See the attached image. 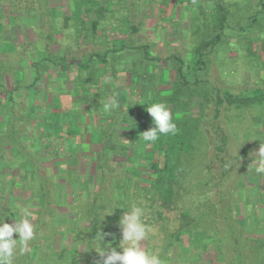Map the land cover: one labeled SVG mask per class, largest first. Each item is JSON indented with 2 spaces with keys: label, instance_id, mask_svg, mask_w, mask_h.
<instances>
[{
  "label": "rangeland",
  "instance_id": "1",
  "mask_svg": "<svg viewBox=\"0 0 264 264\" xmlns=\"http://www.w3.org/2000/svg\"><path fill=\"white\" fill-rule=\"evenodd\" d=\"M184 1L186 12H189V9L192 10L193 16L187 13L185 16L182 13L184 5L175 7L177 0H94V15L91 17L96 18L95 13L99 12L102 26L107 27L99 29L98 38L90 39L86 36L71 35L70 31L72 33L75 31L69 28L64 32L59 29L57 41L51 42L48 36L53 34V22L49 10L52 2L49 0H0V25L2 26L0 85L6 84V87L11 89L13 86L19 87L20 104L24 106L27 103L30 104L24 109L27 113L29 112V116L31 115L30 123L15 122L23 126L25 130H30V133H24L25 137L41 140L46 136V126L56 121L52 120L51 115L59 113L63 116L66 110L60 96L62 99L71 96L73 102L81 100L77 93L81 87H84L80 81L85 70L80 72L78 69L80 66L85 67L89 64L85 73L89 75L90 72L94 75L95 79L90 84L93 87L97 86L88 104H91L96 118L89 119V125L94 129L105 131L106 142L117 146H128L131 152L126 155L117 152L103 154L102 149L97 147L103 140L100 136H98L100 142L92 144V150L98 148L96 152L99 154H94L96 158L94 155L85 157V154L80 152L77 166H73L74 169L68 176L69 182L65 183V185L75 184L78 187L77 193L75 198L67 199V203L73 206L71 208L68 206L64 214L69 217L74 216L75 214H72L74 212L79 213L83 220L79 224L80 229L87 232L89 228H92L93 223L108 224L118 229L117 234L121 236L118 242L120 249L131 251L133 248H141L146 251L142 257L143 264H158L159 261L173 260L176 264H201L203 261L207 262L206 264H224L220 262V254H216L213 240L206 237L207 234L203 231L205 224L190 234L185 233L180 241L170 239L172 234L181 229L183 214L193 220L213 217L223 212L224 207L218 204V192L221 190L235 191L237 195V201H235L237 205H234V210L240 220L248 222L247 227L241 231L242 238L264 237V189H261L264 188V145L262 143L255 145L254 133L259 117L264 119V112L259 111H264V104L258 99L254 107H241L231 105L228 98L224 96V93L250 94L254 91L252 89L257 88L264 90V15L258 16L264 12L259 5V2L264 0H197L198 3H202L199 7H204V13L194 6L196 0ZM73 2V0H65L67 9L73 8ZM135 2L138 4L136 3L134 7ZM109 6L112 8L111 11L107 9ZM174 10L176 11L175 20L171 19ZM29 15L37 16L43 25L39 27L37 25L35 28L30 24L28 26L27 21L32 20ZM71 16L74 15L69 9L65 17ZM121 16L125 18L124 21H131L139 29L131 41H129V29L124 28L123 23L121 24ZM226 17L229 21L225 22L221 28L222 25L216 20ZM251 19H256L257 22L250 23ZM63 20L64 17L56 20L61 24L58 27L68 28L70 25L65 26ZM88 20L91 21L90 18ZM114 22L120 27H117ZM25 30L29 32L26 33ZM217 35L222 37L217 47L204 48V52L208 54V57H205L208 63L206 71L200 73V79H191L189 66L185 65L184 70L190 80L189 83H185V88L180 87L184 94L186 92L184 102L189 105L191 103V109L189 107L188 110L203 121L204 136L209 139L208 155L203 161V167L200 168L202 161L194 165L197 170L199 169L198 176L201 179L197 178V184L191 183L189 196L178 209L171 207L164 218L153 220L154 212H150L145 207L141 211L137 208L140 203L142 205L146 203V199L135 196L140 193L135 186L143 188L153 182L154 171L150 168V161L157 162L162 155L158 151L152 152L151 148L144 149L137 145L139 139L143 137V134L137 135L133 132L131 127L140 122V118L135 117L139 106L137 104L142 102L141 96L151 101L154 93L160 94V99L164 98L162 100L168 101L177 91L173 84L180 85L176 80L178 59L189 64L195 50L214 42ZM125 40H128L132 50L139 46L152 47L149 49H153L152 56L155 59L150 61L142 55V52L128 50L117 54L114 58L107 57L106 63L101 60L92 62V55L96 53L105 57V54L115 47L114 44L117 49H121L119 45L124 44ZM250 44L253 50L251 52L248 48ZM241 48L242 51H240ZM46 50L61 54L62 57L66 56L68 61L63 65L71 64L72 66L67 73H60L62 64L56 63L48 72L46 71L45 74H52L47 83V93L46 82L37 81L38 74L34 66L38 64L40 69L49 67L45 62ZM225 72L231 75L227 77L224 75ZM34 82L37 83L36 87L29 88ZM85 86L90 87L89 84ZM54 91L58 96L56 99L53 96ZM129 91H135V96H132ZM192 94L195 96L191 99ZM3 95L1 92L0 99ZM104 96L105 99L102 98ZM85 98L84 96L82 100ZM106 102L113 103L112 107L106 108ZM126 102L135 106L131 108L128 105L126 108L124 106ZM22 104L15 109L17 117H22L21 111L24 108ZM120 105L126 109L122 111L118 108ZM65 107L67 108V105ZM106 112L108 114L104 116ZM132 113L133 115L130 116ZM71 115L62 118L64 120L62 123L72 122L74 118ZM84 118L87 120V117ZM50 134L52 136L54 131L51 130ZM23 144L27 152L32 151V144ZM46 146L49 150L47 153L51 154L55 151L57 144ZM76 146L73 142L68 146L65 145L64 153L68 154L69 149ZM219 148H223V152ZM37 151L39 152L34 148L35 154ZM9 154H12L11 150ZM141 155H144V161L137 159ZM41 173H44V170L39 172ZM50 173L54 172L50 171ZM50 175L48 173L47 178L50 183H53L57 175ZM253 179L258 180L259 185L251 187L250 183L254 184ZM136 182L139 185H136ZM260 183V190L263 193L259 190L255 192V188L258 189ZM120 189L131 192L134 199L127 202L124 210L120 209L121 206L118 203L112 206L114 208L112 210L109 208L108 199L116 200V196H120L121 192L118 191ZM68 191L70 187L66 186L65 192ZM49 207L53 210L52 203ZM162 207V202L159 201L155 203L153 209L156 211ZM40 211L39 215L44 218L47 213L42 209ZM217 221L221 223L222 218H218ZM0 223V236L5 238L6 231L2 232L5 226L2 220ZM171 244L173 245L169 251L167 249ZM205 246L208 249L204 250ZM193 254H196V257L191 260L190 256Z\"/></svg>",
  "mask_w": 264,
  "mask_h": 264
},
{
  "label": "trees",
  "instance_id": "2",
  "mask_svg": "<svg viewBox=\"0 0 264 264\" xmlns=\"http://www.w3.org/2000/svg\"><path fill=\"white\" fill-rule=\"evenodd\" d=\"M94 0H77L75 7L76 14L72 17H64V24L65 26H69L68 28H59L58 26H61L59 22H57V16L56 11H53L55 17L53 18L52 28H53V34L51 36H48V40L51 42H56L57 37H59L58 29H61L63 32L66 31L69 28H72L75 33H72L70 31L71 35H75L78 37L86 36L90 39H96L99 35V29H105L106 26H102V19L100 13H95L97 15L96 18H92L91 15H94V9L93 6H95ZM134 3V7L135 4ZM138 4V3H137ZM144 7V6H143ZM109 8V7H108ZM261 8H263L264 11V1H261ZM52 11V9H51ZM225 14L227 12H224ZM264 15L263 13L258 14ZM88 18L91 19V21L88 20ZM258 18V17H257ZM124 17H120L121 24L123 23V27L129 29L130 35H129V41H131L135 35L138 33L139 29L137 26L133 25L131 21H124ZM252 20V19H251ZM229 21L228 18H221L219 20H216L218 24H221V28L223 27L224 23ZM253 22H257L256 19L252 20ZM125 23V24H124ZM129 23V24H128ZM114 24L117 27L118 26L115 22ZM256 24V23H255ZM129 25V27H128ZM122 27V25H121ZM2 29V26L0 25V31ZM84 31V32H83ZM68 33V31H67ZM68 36V34H66ZM134 36V37H133ZM221 35H217V38L214 42L210 44H206L205 46H201L197 48L192 55V61L189 64H186V62L182 59H178L179 68L177 69V82L179 81L180 85L178 86L177 83H174L173 86L175 90H177L174 94H172V97L168 100H162L160 99V94L154 93L153 97L151 96V101L147 99L145 96H141L142 102L140 104L138 103L137 106V115L135 117L140 118V124L136 130L133 132L138 134H143V137L139 139V147H143L144 149L151 148L152 152L158 151L162 156L159 161L153 162L150 161V168L154 171L152 174L153 182L150 185H146V187L137 188L138 191H140L139 194H135V196H139L140 199H146L143 205L140 203L137 208H139V211H141L144 207L147 208L150 212H154V218L155 219H162L164 218L171 207H176L177 209L180 207V204L185 201L187 196H189V191L191 190V183H198V179L201 177L198 176V170L194 167L195 164H199L202 161V164H200V168L203 167L204 159H206L208 155V147H209V139L204 136V129L202 126H204L203 121L201 119L197 118L196 115L192 113L191 110H188L190 105L188 103L184 102L185 94L182 88H185V83H189V78L187 77L188 74H186V71L184 70V66H189V77L194 79H200V73L203 71H206V66H208L207 60H205L208 57V54L204 52V48H216L219 41H221ZM119 42V41H117ZM124 42V41H123ZM120 43V42H119ZM114 48L112 50H109L105 57L101 56L100 54H94L91 56L92 62L96 63L100 60L104 63H106L107 57L116 56L117 54L123 53L124 51H137L142 52V55H145V58L147 60H154V56H152V50L149 48V46H139L132 48L128 45V40H125L124 44L119 45L121 49H117L116 45L114 44ZM48 49V47H47ZM46 57L45 62L48 64L49 67L46 69H40L38 64H34L35 68L37 69V81H43L45 79V73L48 72L49 69L53 64L60 63V64H66L68 61L66 56L62 57L61 54H55V52L51 51L49 52L46 50ZM206 57V58H205ZM196 58V59H194ZM91 62V63H92ZM38 65V66H37ZM60 66V73H67V71L72 67L71 64ZM89 64H87L85 67L80 66L78 70L83 71L84 74L81 77V85L90 84L91 81L95 79L94 75L89 72V75H87L85 72L88 70ZM77 70V71H78ZM193 74V76H192ZM44 75V76H43ZM184 81V82H182ZM198 84V83H197ZM37 83L34 82L32 86L29 88L36 87ZM178 88H177V87ZM86 87V86H85ZM28 88V89H29ZM19 87L13 86V89L6 87L3 85H0V93L2 92L3 97L0 99V138L3 137L4 140H0V161L5 163V167L8 169L11 167V163H13V159L9 160L8 158V152L11 150V152L15 153H27L25 145L22 144H16V143H10L11 138L15 139H21L24 136V133H30V130H25L23 126H20L18 124H15V122L23 123L28 122L29 118V112L27 113L24 109L29 107V103L22 104L24 108H22L21 114L22 117L16 116L15 109L17 107H21L20 104V98L18 96L19 94ZM79 92H85L88 93L89 96H85L84 99L85 102L82 104V109L85 112V116L87 117V127L84 130L85 135V141H83L81 144V152L85 154V157H93L94 154L98 155L99 153L96 152L97 149L92 150V137L94 135L102 137L103 140L99 143V145H95L97 147H100L102 150L101 152L103 154H107L108 152H114L119 154H128L130 153V148L128 146H117L112 145L110 142H106L104 140V136L106 135L105 131L94 129L92 126L89 125V119L91 120L93 117L94 119L96 116H94L95 112L93 111V108H91V104L88 105L91 102L90 95L93 93L91 89L89 88H80ZM178 92V93H177ZM130 94L132 96H135V91H130ZM102 96V93H101ZM195 94L190 95L191 99L194 97ZM224 96L228 98V102L231 105H237V106H243V107H249L255 102H258L259 100L264 101V92L257 90L254 92H251L249 95L243 96V95H234L231 93H224ZM145 97V98H144ZM105 99V96L102 97ZM145 99V101H144ZM150 101V102H149ZM105 104V103H104ZM111 104H108L106 102L105 107L110 108ZM119 104V103H118ZM85 105V106H84ZM135 105H129V107H134ZM112 107V106H111ZM166 107V109H165ZM119 109L125 110L123 105H120L118 107ZM191 109V107H190ZM108 110V109H107ZM189 111V113H188ZM101 112V110H100ZM97 113L98 110H97ZM108 114L107 112L104 114V116ZM103 115V114H102ZM133 114H130L132 116ZM54 118L58 119L57 114L53 115ZM103 117V116H101ZM132 118V117H131ZM102 128V126L100 127ZM205 137V138H204ZM221 152H223V148H219ZM148 152V153H152ZM90 153V154H89ZM92 153V154H91ZM24 155V154H23ZM88 155V156H87ZM96 158V156L94 155ZM154 158V157H153ZM140 161H144V155H141L138 157ZM200 159V160H199ZM33 159H24L22 161H19V167L22 169V173L26 170L25 164L29 161H32ZM97 161V159H95ZM146 161V160H145ZM144 164V163H143ZM36 168V166H35ZM34 168V169H35ZM197 170V171H196ZM35 173H38V171H35ZM24 175V173H23ZM198 178V179H197ZM36 179L42 184H40L41 190H30L29 194L31 197L37 195L39 197H44L45 202L51 205L53 201H55V196L52 191V189H49L52 187L53 183H50L47 177L44 176H33V177H21V182L24 184V188L27 180L33 184L36 183ZM3 183H10V181L7 180V176L0 177V184ZM46 183L50 184L51 186L48 187ZM131 183V182H130ZM136 185H139L138 182H136ZM46 186L48 187V190L45 189ZM120 191V196H116V200L108 199L109 201V208L114 210L112 207L115 203H118L120 206V209L126 208L124 207L128 201H132L134 199V195L131 192H127L125 190H118ZM219 193V205L223 208V212H220L218 215L209 217V218H200V219H190L188 216H185L183 214V222L181 223V229L179 228V231L177 230L175 234H172L171 238H173L174 241H180L182 239V236L185 233H192L199 227L205 224L203 231L207 234L206 237H210L213 240V245L215 246L216 254H220V262L224 264H264V237L259 236L256 238H242L241 231L242 229L246 228L248 225V222L246 220H240L238 218V214H236V210H234L235 201H237V195L234 192H231L230 190H221ZM136 198V197H135ZM116 201V202H115ZM161 201L162 202V208L159 210L154 211V205L155 203ZM226 203V204H225ZM226 206V209H225ZM182 207V206H181ZM248 207V206H247ZM130 209V207L128 206ZM176 209V210H177ZM235 209H237L235 207ZM238 213V212H237ZM151 215V214H150ZM152 217V216H151ZM218 218H222V221H217ZM93 220V218H91ZM190 219V220H188ZM98 221V219H96ZM256 230V229H255ZM88 231L91 234H100V233H119V230L116 228L110 227L108 224H98L93 223L92 228H89ZM203 231H196V232H202ZM257 231H259L257 229ZM197 237V236H196ZM194 241V238H193ZM171 244L167 250L170 251L172 248ZM89 246L94 247V241H89ZM192 246H194L192 244ZM204 250L208 249L207 246L203 247ZM137 248H133L132 253L130 254L131 259H134L136 256Z\"/></svg>",
  "mask_w": 264,
  "mask_h": 264
},
{
  "label": "crops",
  "instance_id": "3",
  "mask_svg": "<svg viewBox=\"0 0 264 264\" xmlns=\"http://www.w3.org/2000/svg\"><path fill=\"white\" fill-rule=\"evenodd\" d=\"M49 1L52 2V6L49 7L52 22L55 17L53 11H56V16L58 17L57 19L65 17L66 11L69 9L72 10L73 15L75 16L76 11L74 5H76L77 0H73L72 9L71 7L67 9L66 4L64 3L65 0ZM177 1V5L175 7L178 5H184V11L182 13L185 16H187V14L193 16L192 10L189 9V12H186L187 9L184 4L185 1ZM194 3V6L198 9L200 8V12L204 13V7H199L202 3H198L197 0ZM259 5H261V2H259ZM110 7L111 6L107 8L109 11L112 9ZM175 12L176 11L174 10L171 19L174 18ZM29 18L32 20L27 21L28 26L30 24L35 28L37 25L38 27L43 25L37 16L29 15ZM173 20H175V18ZM250 23H253V21L251 20ZM57 29L59 31V28ZM27 31L29 32V30ZM27 31L25 30L26 33H28ZM251 47L252 44L248 47L250 52L253 51L251 50ZM242 50L243 49L241 48L240 51ZM51 75V73H47L45 75L46 77L43 80L46 82L45 89L48 87L47 83ZM224 75L228 77V75L231 74L227 75L225 72ZM89 86L92 92L96 91L97 86L94 85L95 87H93L91 84H89ZM87 87L84 86L83 89ZM51 89L54 88L51 87ZM98 90L99 89H97V91ZM252 90H260L264 92V90L259 88ZM45 91L46 93L48 92L47 89ZM54 92L53 96H55L56 99L58 96L55 95L56 91ZM233 94L237 96L249 95L247 93L238 92ZM77 96L81 97L79 102H73L70 98L71 96L65 99H62V96H60V100L64 104L63 107L66 110L63 113V116H60L58 113V119L51 115L52 120L54 119L56 120L55 122L58 123L56 124L54 122L51 125L46 126V136L41 138V140H34L29 136H24L21 139L11 138L9 141L10 143L16 144H32V151L23 153L24 155L15 152L9 154V160H14L9 169L5 167L4 162L0 161V177L7 176L9 178L8 181H10V183L0 184V221L2 220L6 229L2 230V232L6 231L4 236L5 238L0 236V264H143L142 257L146 254L144 249H137L135 258L131 259L130 254L133 249L131 251L120 249V244L118 242L121 236L119 237L116 233L107 232L96 235L91 234L90 232L82 230V228L80 229L79 224L82 223L83 220L79 213L74 212L72 214L75 215L69 217H66L64 214V211L68 209V206H70V208L73 206V204L67 203V199L70 197L75 198L77 193L78 187L75 184L67 183L65 185V183L66 181L69 182L68 176L71 175L70 173H72L74 169L73 166H77V160L79 159L81 152V143L85 141L84 130L87 127V121L85 120L86 118H84L86 117L85 112L82 109V104L85 100H82V98L89 95L85 92H78ZM66 105L67 108L65 107ZM128 105L130 104L127 102L124 104L126 108ZM254 106H256V102L249 107ZM259 111L264 112L263 110ZM70 114H72L71 116L74 118L71 120L72 122H68L69 124L62 123L64 121L62 118H67L66 115ZM259 118V123L255 124L256 131L254 132L256 146L260 143L264 145V119L261 117ZM99 121H101V119ZM138 126L139 123L131 125V127H133L132 130H136ZM51 130L54 131L52 136L51 134L49 135ZM0 140L3 141L4 138H0ZM71 142L77 146L73 149H69L68 154L64 153V146H68ZM86 142L87 141H85V143ZM92 142L99 143V137L94 135L92 137ZM49 144H57L55 151L51 154L47 153L49 150L46 145ZM34 148L38 149L39 152L37 151L35 154ZM66 155L68 157H66ZM27 158L33 160L25 164L26 170L23 172V175L21 171L22 169L19 167V161ZM65 167H67V169ZM43 170L44 173L39 174V172ZM35 171H38V173H35ZM50 171H53L54 173L51 174ZM48 173L49 175L51 174L50 176L54 174L57 175V179L53 180V185L49 188L52 189L55 196V201L52 202L53 210H51L49 204L45 202L44 197H40V195L39 197L37 195L33 197L30 196V190H41L42 184L37 179L36 183L33 184L27 180L25 185L26 188H24V184L21 182V177L28 178L33 176L37 177L39 175L47 177ZM253 181L254 184L252 182L250 183L251 187L259 185L258 180L253 179ZM46 185H48V187L51 186L48 183H46ZM66 186L70 187L71 192H65ZM48 187L46 186L45 189L48 190ZM260 187L261 183L258 189L255 188V192L259 190V192L263 193L260 190ZM261 189L263 190L264 188ZM41 209L43 212L47 213L44 215V218L39 215V213H41ZM90 240L94 241V247L89 246ZM195 257L196 254H193V256H190V259L192 258L191 260H194ZM204 263L206 264L207 262L203 261L201 264ZM158 264H176V262L174 260L170 262L159 261Z\"/></svg>",
  "mask_w": 264,
  "mask_h": 264
}]
</instances>
